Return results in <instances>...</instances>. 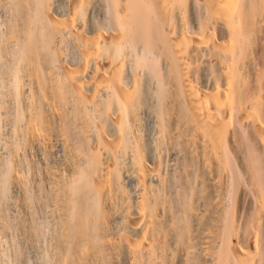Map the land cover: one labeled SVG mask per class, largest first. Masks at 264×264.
Instances as JSON below:
<instances>
[{
  "label": "bare ground",
  "instance_id": "obj_1",
  "mask_svg": "<svg viewBox=\"0 0 264 264\" xmlns=\"http://www.w3.org/2000/svg\"><path fill=\"white\" fill-rule=\"evenodd\" d=\"M0 264H264V0H0Z\"/></svg>",
  "mask_w": 264,
  "mask_h": 264
}]
</instances>
